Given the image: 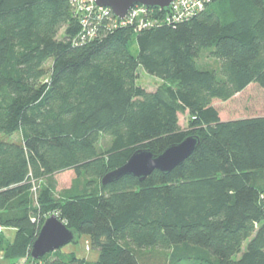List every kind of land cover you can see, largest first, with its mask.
Returning a JSON list of instances; mask_svg holds the SVG:
<instances>
[{"label":"trees","instance_id":"16d2710c","mask_svg":"<svg viewBox=\"0 0 264 264\" xmlns=\"http://www.w3.org/2000/svg\"><path fill=\"white\" fill-rule=\"evenodd\" d=\"M77 19L69 0H0V238L14 231L2 259L264 264V116L222 121L213 106L252 83L264 92V0H214L175 26L100 28L85 43ZM203 52L215 68L198 64ZM139 67L155 90L136 83ZM190 135L200 143L172 171L101 184L135 151ZM65 171L76 182L56 193ZM51 215L94 261L59 249L30 258Z\"/></svg>","mask_w":264,"mask_h":264},{"label":"water","instance_id":"95a60500","mask_svg":"<svg viewBox=\"0 0 264 264\" xmlns=\"http://www.w3.org/2000/svg\"><path fill=\"white\" fill-rule=\"evenodd\" d=\"M99 8H108L118 19H123L126 13L136 5L164 10L173 0H93ZM200 143L199 137L188 136L182 142L166 148L160 154H153L147 149L135 151L124 165L107 173L101 180L102 185L114 182L130 175L142 181L157 170L164 174L181 165ZM76 232L68 229L55 215L46 218L40 227L38 235L32 243L30 258L39 260L63 246L76 241Z\"/></svg>","mask_w":264,"mask_h":264},{"label":"rangeland","instance_id":"374dc122","mask_svg":"<svg viewBox=\"0 0 264 264\" xmlns=\"http://www.w3.org/2000/svg\"><path fill=\"white\" fill-rule=\"evenodd\" d=\"M62 32L63 29L60 31V34ZM137 51L138 49L136 43L132 42L130 53L136 56ZM197 62L201 67H216V62L209 59L206 52L202 53ZM47 66H50V62ZM136 83L147 91H152L161 84V81L154 76L147 74L139 67L137 69ZM213 106L218 110L219 118L222 121L235 120L245 117L264 116V92L257 84L252 83L243 92L235 95L228 101H213ZM180 124L187 133L192 132V128H190V123L187 117L180 116ZM106 142V138L102 137L100 140L101 147H104ZM52 178V181L55 184L54 188L56 189V193H59L63 189L70 188L72 184L76 182V175L73 171L61 172L55 174ZM41 185H43V183H41ZM4 232L3 237L0 238V264H7V261L2 259V252L4 247L8 244V241H12L14 234V231L9 229H6ZM86 245H88V242L85 241L84 237H80L76 243L67 244L60 248L59 251L65 254H75L79 258L94 261L96 254L93 253L89 246Z\"/></svg>","mask_w":264,"mask_h":264},{"label":"built area","instance_id":"2783aa9c","mask_svg":"<svg viewBox=\"0 0 264 264\" xmlns=\"http://www.w3.org/2000/svg\"><path fill=\"white\" fill-rule=\"evenodd\" d=\"M214 0H173L164 10L148 8L141 5L133 6L124 16L118 19L108 8H99L93 0H69L73 15L77 17L80 32L77 35L80 43L91 41L97 37L100 28L107 31L131 29L137 33L158 24L175 26L189 20L202 11ZM162 12V16L156 13Z\"/></svg>","mask_w":264,"mask_h":264}]
</instances>
